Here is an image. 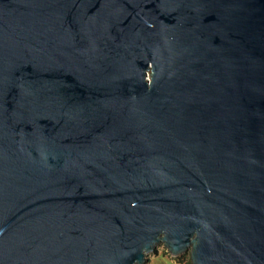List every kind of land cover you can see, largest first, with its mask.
<instances>
[{
  "label": "water",
  "instance_id": "obj_1",
  "mask_svg": "<svg viewBox=\"0 0 264 264\" xmlns=\"http://www.w3.org/2000/svg\"><path fill=\"white\" fill-rule=\"evenodd\" d=\"M264 264V0H0V264Z\"/></svg>",
  "mask_w": 264,
  "mask_h": 264
},
{
  "label": "rangeland",
  "instance_id": "obj_2",
  "mask_svg": "<svg viewBox=\"0 0 264 264\" xmlns=\"http://www.w3.org/2000/svg\"><path fill=\"white\" fill-rule=\"evenodd\" d=\"M189 252L188 247L174 255L160 240L150 251L146 252L143 264H191Z\"/></svg>",
  "mask_w": 264,
  "mask_h": 264
}]
</instances>
